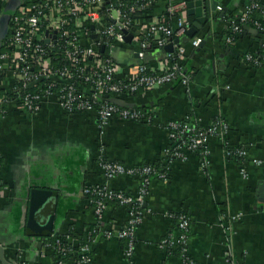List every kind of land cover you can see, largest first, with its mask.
Returning a JSON list of instances; mask_svg holds the SVG:
<instances>
[{"label":"crops","instance_id":"1","mask_svg":"<svg viewBox=\"0 0 264 264\" xmlns=\"http://www.w3.org/2000/svg\"><path fill=\"white\" fill-rule=\"evenodd\" d=\"M259 1L264 5V0ZM246 2L220 0L212 19L196 35L206 41L203 47H194L193 37L186 33L180 36L185 48L181 63L191 76L187 85L178 81L127 98L134 107L155 108L150 123L113 117L100 126L95 109L69 113L54 98L37 112L16 102L7 105L6 114H0V245L8 261L58 264L56 252L46 249L48 237L30 220L35 188L57 192L56 203L48 207L55 213L53 235L76 243L96 223L85 188L105 183L99 164L103 154L127 166L159 164L167 178L150 182L133 258L125 256L123 240L114 235L93 244L91 264H181L178 255L158 246L167 234L177 232L176 221L166 213L179 211L191 217L188 253L195 264H230L229 258L236 264H264V33L248 28L232 43L224 41L229 18L243 11ZM166 3L158 0L145 18L160 17ZM7 7L0 3V14ZM260 49L258 66L244 62L247 53L257 54ZM115 56L123 72L136 70L138 59L127 46L120 45ZM167 60L158 51L147 58L159 72ZM13 85L11 74L0 81V89L6 92ZM189 116L203 127L217 118L229 124L227 131L210 137L204 170L197 152L190 151L186 160L166 155L167 122ZM226 144L247 146L244 165L226 156ZM254 159L263 162L257 164ZM110 186L136 193L139 181L121 175ZM128 212L126 206L111 203L107 224L116 232L126 223ZM233 216L237 218L231 222Z\"/></svg>","mask_w":264,"mask_h":264},{"label":"built area","instance_id":"2","mask_svg":"<svg viewBox=\"0 0 264 264\" xmlns=\"http://www.w3.org/2000/svg\"><path fill=\"white\" fill-rule=\"evenodd\" d=\"M9 1L0 0V3L6 5ZM157 1L24 2L11 15L9 35L2 43L5 49L0 51V74H11L14 77V85L9 91L13 96L0 97V114H6L10 102H16L27 111L37 112L47 99L54 98L69 113L95 109L100 126L107 124L113 117L152 122L156 115L155 108L123 106L105 98V95L113 94L111 97L128 102L127 98L134 94L178 81L186 85L190 82L191 76L185 73L181 63L185 53L183 45L176 46L173 53L165 55L168 60L161 72L147 61L149 52L158 51L173 42L193 25L188 18L187 0H167L166 9L161 16L147 20L146 14ZM260 5L259 0H247L244 10L229 18L231 31L241 35L247 28L250 12ZM254 25L253 29L257 32H264V24L255 21ZM128 34H132L131 42L126 41ZM234 40V37L229 36L226 42L232 43ZM202 41L203 38L198 35L193 37L191 43L194 47H199ZM120 45L127 46L133 54L138 55L135 71L126 73L121 70L115 56ZM244 62L259 65L252 53L246 54ZM228 127V122L223 118H217L206 127L198 125L190 116L182 120L170 119L166 124L170 140L166 155L186 160L190 151L197 152L204 170L209 163L207 144L210 137L227 131ZM225 154L244 165L248 159V148L245 145L231 147L226 144ZM253 161L257 164L263 162L260 159ZM99 164L104 171L105 183L85 188L87 195H95L90 201L97 216L89 241L82 243L77 238L75 243L67 237L64 238L65 243L58 238L47 241L46 249L56 252L58 264H69L71 261L73 264H91L93 244L99 238L114 235L126 241L124 254L131 260L136 249L137 229L143 222L146 211L145 202L150 182L155 177L167 178V172L162 171L159 164L155 163L127 166L101 154ZM241 172L246 173L244 166ZM121 175H129L139 181L136 193L110 186V181ZM2 184L0 180V189ZM112 202L126 206L129 211L126 223L116 232L106 222V212ZM166 214L176 221L177 232L163 237L158 243L159 248L166 252L180 248L181 264H195L188 253L190 215L186 211ZM236 218L237 216H233L230 221ZM228 261L236 264L230 258Z\"/></svg>","mask_w":264,"mask_h":264},{"label":"water","instance_id":"3","mask_svg":"<svg viewBox=\"0 0 264 264\" xmlns=\"http://www.w3.org/2000/svg\"><path fill=\"white\" fill-rule=\"evenodd\" d=\"M21 1L22 0H10V3L7 4L8 7L5 9L4 14L0 18V51L2 48L3 41L9 35V22L11 15L18 8ZM187 1H188L187 13L188 15L194 16L195 21L193 22L192 27L186 32L184 36L195 37L199 33V31L205 25H207L209 21L212 19L213 12L217 10L220 0H187ZM92 28H94V25H92ZM93 37H96V35H93ZM131 40H132V34H128L126 36V41L131 42ZM182 42H183L182 37H178L174 39L173 42L165 45L163 48H160L158 52L164 54V56L166 54L173 53L176 50V46H181ZM205 42L206 41L203 40L199 45V47H203ZM149 53L147 54V58L149 56ZM135 56L137 57L138 55L135 54ZM105 98L123 106L134 107L131 103L115 97H111L108 94L105 95ZM57 196H58L57 192L51 189L35 188L32 190L31 199H30V210H29L30 220L31 222H33L34 227L38 229L41 235L45 238L51 237L53 235L55 213H52V211L49 212L48 207H51L52 203H56L55 199L57 198ZM43 217H45L44 223L42 222ZM0 260L3 264H13L5 258L4 247L2 245H0Z\"/></svg>","mask_w":264,"mask_h":264},{"label":"trees","instance_id":"4","mask_svg":"<svg viewBox=\"0 0 264 264\" xmlns=\"http://www.w3.org/2000/svg\"><path fill=\"white\" fill-rule=\"evenodd\" d=\"M263 10H264V5L262 4V5H260L258 8L253 9V10L250 12V14H249V19L247 20V25H246L247 28L244 29L243 33H244L245 31H247L248 28H254V26H255V25H254V22H255V21H259V22H261L262 24H264V13H263ZM233 13H236V12H233ZM237 14H239V12H237L235 15H237ZM235 15L232 14V16H235ZM188 18H189L191 24H193V22L195 21V17H194V16H191V15H188ZM258 32H259V33H264V32L261 31V30H258ZM243 33H242V34H243ZM229 36H232V37H234V39H236V38L240 37L241 35L234 34V33L231 31V29L229 28V29L226 31V34H225V36H224V41H226L227 37H229ZM2 47H3V46H2ZM4 49H5V47L1 48V50H4ZM258 53H259V54H258ZM258 53H257V54H256V53H254V54L252 53V54H253L254 58L257 59V60L259 61V64H260V63L262 62V58H261L262 55H260V54H262V49H260ZM259 57H260V58H259ZM252 65H254V66H258V65H255L254 63H253ZM3 78H4V74H0V81H1ZM112 95H113V94H111V96H112ZM134 95H136V94H134ZM2 96H6V97L9 98V97H12L13 94H12V93H9V92H6V91H4V90H2V89H0V97H2ZM141 109H146V107H145V108H141ZM159 167H160V166H159ZM160 168H161V167H160ZM161 170L163 171V169H161ZM88 196H89V198H91L92 196L95 197V195H88ZM112 203H114V202H112ZM93 227H94V225L88 227V228L86 229V231L83 232V234H82V236H81V242H82V243H84V242H88V241H89L90 232L92 231ZM55 238H58V239L62 240L63 243H65V242H64V238H65V237L62 236V235H58V234H55L53 237H48L47 240H48V241H51V240L55 241ZM123 242H124V248H125V246H126V241L123 240ZM168 254H169V255H171V254H172V255H178L179 257H181L180 248H177V249L174 250L173 252H168Z\"/></svg>","mask_w":264,"mask_h":264}]
</instances>
